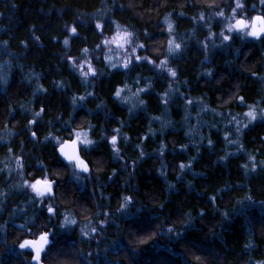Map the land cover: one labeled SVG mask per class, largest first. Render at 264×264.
I'll return each instance as SVG.
<instances>
[{"label":"trees","instance_id":"obj_1","mask_svg":"<svg viewBox=\"0 0 264 264\" xmlns=\"http://www.w3.org/2000/svg\"><path fill=\"white\" fill-rule=\"evenodd\" d=\"M212 1L0 0V78L7 79L0 83V264H35L31 250L18 244L45 230L51 243L42 264L264 261V120L239 136L230 122L249 105L264 108V39L232 35L230 42L210 45L206 28L212 22L216 32L219 23L213 14L232 4ZM241 14H264V5L246 0ZM118 26L145 46L138 48L141 55L168 59L177 77L144 61L111 67L103 39ZM169 39L181 43L178 55H168ZM85 59L95 75L82 76L73 66L72 60ZM209 70L213 75H204ZM117 88L127 102L115 96ZM139 88L146 91L136 96ZM238 96L246 98L243 104ZM74 131L94 141L82 153L90 171L79 176L53 139H70ZM225 133L238 143L227 142ZM113 134L119 157L101 139ZM45 175L56 181L54 198L41 200L25 181ZM123 197H135L126 213L117 210ZM49 205L57 210L51 217ZM66 216L76 224L61 228Z\"/></svg>","mask_w":264,"mask_h":264},{"label":"snow or ice","instance_id":"obj_2","mask_svg":"<svg viewBox=\"0 0 264 264\" xmlns=\"http://www.w3.org/2000/svg\"><path fill=\"white\" fill-rule=\"evenodd\" d=\"M261 5H264V0H259ZM232 4L233 6L231 7V16L229 17L231 20H234V22H230L227 23L226 25H224V27L227 29V33L224 30H221V32L219 33V36L222 38L221 40V44H224L225 42H230L232 37L229 35L230 33H232L233 31L241 34V36H247V37H252L255 39H264V14H258V15H253L251 16L250 19H246L244 16H241V13L245 11L246 9V0H232ZM253 7H255V5H253ZM215 15L217 17L220 18H225V12L223 10L218 11L215 13ZM200 20H204L205 16L203 14H201L199 16ZM165 24L167 25V31L169 33V35L171 36L172 32H173V25L172 23L169 21V19L167 17H165ZM119 27V26H118ZM104 25H102L101 23H96L95 25V29L96 30H103ZM70 32L73 35L77 34V29L75 27H72L70 29ZM209 39L211 38V29L209 28ZM132 35V33H129L127 31H123L120 32L118 31L116 36L111 40H105L104 43L108 44V43H115L117 44L118 47L123 48L125 44H128L129 41V37ZM145 35H147V33H145ZM69 43L68 39L64 40V45L67 46ZM97 47H99V45H97ZM136 47L139 48H144L145 46L143 44L137 45ZM136 47L132 48V55L135 59V61H146L148 64H152L155 68L157 69H162V70H166L168 75L176 78L177 77V72L174 71L172 68L167 67L169 61L168 59L165 60H161L159 64H154L153 60L149 59V57L147 56H140L136 54ZM203 48L205 51L208 50L209 45L208 44H204ZM182 49V45L181 43H176L174 39H169L168 40V48H167V52L169 56H174V55H178L179 52ZM88 49L85 48L83 49V52L85 55H87L88 53ZM205 59H207V56H205ZM69 60L71 61V57H69ZM133 63L132 59H126L125 62L121 65V67H123L124 69H128L129 66ZM75 67V65H73ZM111 67L115 68L117 67L116 64H111ZM89 74L95 75V73L93 72V68L91 66V64H89V67L87 69V72H81L82 76H87ZM204 75L207 76H212L213 73L211 70H209L208 72L204 73ZM252 75H256L255 72L252 73ZM261 79H264V74H261ZM0 83H4L7 84V79L6 78H0ZM139 83V81L137 82ZM57 86H60L59 84ZM125 87H127V85H125ZM147 88H151V85L149 84L147 86ZM39 91H45L43 88H40ZM123 91V89L117 88L115 91V96L120 99L122 102H127V97H121V92ZM146 88H139L137 93H135L136 96H139L140 92H145ZM89 95H92V93H89ZM86 98L81 96L79 97L80 101L85 100ZM236 99L239 100L240 103H244L245 102V97L243 96H238L236 97ZM261 102H264V96L261 97ZM73 105H75L77 103V98L73 97L72 100ZM140 105H144V101L140 100L139 101ZM189 105L192 103L191 101L187 102ZM97 107L99 108L100 105H97ZM135 107V105L133 106ZM249 110L247 112L244 113V115L248 118V121L246 124H243V126L241 127V121L239 120H235V117H233V120L235 121V123L238 125L235 129V132L237 134V136H239L240 134H243V128L248 127L249 125L252 124L253 121L260 119V120H264V108H260L259 111L257 112L256 110V106L253 105H249L248 106ZM44 109L42 108L39 112L35 113L36 117H39L41 115V112H43ZM132 109H129V112L131 113ZM218 115V113H217ZM153 119H159L158 117H153ZM36 121L34 120H30L28 123L29 125L34 124ZM231 122V121H230ZM121 123H123V121H121ZM214 126V125H213ZM91 127V126H90ZM31 130V129H30ZM114 133L119 134L121 132L120 128H115L113 129ZM31 135L33 136V138H36L37 133L36 131H31ZM70 136L72 138L70 139H65L63 140V142H60V137H53V139H55L58 143V147L56 148V151L59 153V155L61 157H63V159L65 161L68 162L69 165L73 166L74 170H78V171H74V175L79 176L80 172L83 173H88L90 171L89 165L88 163H86V161L82 158V153L91 145H93L94 141L88 138V134L87 132H81V131H74L72 133H70ZM225 140L229 143H238V139L233 141L229 139V135L228 133H225ZM47 139V137L45 138ZM101 139H107V142L112 146V151L115 157H119L120 155V149L117 147L118 144V136L116 134L110 135L108 137H104L101 136ZM125 140H128V137L125 135L124 137ZM264 139V138H262ZM208 144L212 145L213 141L211 139L208 140ZM83 146V147H81ZM136 147H140V145H136ZM161 147H163V145H161ZM184 148H186L187 146H183ZM11 150V149H10ZM238 150H242L238 149ZM141 156L145 155V153L143 151H141L140 153ZM161 156H163V152L160 153ZM221 159H227V157H222ZM251 159V157H250ZM261 166L264 167V161H261ZM17 166L19 168H22V164L20 163V159L17 158ZM180 169L183 170L186 166L184 164H180L179 165ZM245 171L247 172V166L245 165ZM256 169V165L253 164L251 171L255 172ZM162 176L164 175L163 170H161L160 173ZM111 178V177H110ZM179 178V177H178ZM25 184L28 185V187L31 189V191L33 193H35L36 197L41 198V200H44L45 198H54V187L56 184L55 180L50 179L47 175H45L42 179H34L33 182L29 183L28 181H25ZM191 186V185H189ZM169 189H173L174 186L173 185H169L168 186ZM246 199H251V197H247ZM214 202V200H213ZM239 203V202H238ZM264 203V202H262ZM130 206H135V197H123L119 206V209H117L118 211L120 210H124V212L126 213ZM163 206V205H161ZM56 209L54 206L49 205L47 206V212L49 213L50 217L52 215L56 214ZM139 211V209H138ZM76 224V220L66 216L64 218V220L61 222L60 227L61 228H67L70 225H74ZM20 227H24V225H21ZM175 230V228H169L168 232L171 233ZM93 231H95V229H93ZM81 233L82 235H88V233H86L83 229H81ZM50 243H51V235L50 233L45 230L42 231L38 234V236H36V238L34 239H23L19 244H18V248L21 250H27L30 249L31 250V259L32 261L35 262V264H42V258H43V254L46 252V250L48 249V247H50ZM246 247H251V244L249 243L248 245H246Z\"/></svg>","mask_w":264,"mask_h":264},{"label":"rangeland","instance_id":"obj_3","mask_svg":"<svg viewBox=\"0 0 264 264\" xmlns=\"http://www.w3.org/2000/svg\"><path fill=\"white\" fill-rule=\"evenodd\" d=\"M216 1L217 0H213L211 4L209 5H212V6H216ZM233 6V4H231L228 8L226 6L224 7H221L220 11L223 10L225 12V18H220V17H217L215 15V13L213 14L214 17L217 19V21H219V23L217 24L216 28H217V31L214 32V30H211V38L209 39V36H210V33H209V28H211L210 25H212V22L209 23L208 25V28H206V35H207V39L210 42V45H214V46H217V45H220L221 44V40L222 38L219 36V33L221 32V30H224L226 33H227V29L224 27V25H226L227 23H230V22H234V20H231L229 17L231 16V7ZM218 12V11H217ZM242 16V14H241ZM120 31V32H123V31H126L124 28H121V27H117L115 32L113 33V35L109 36V37H105L103 39V50H104V54H105V58L108 60L109 63L111 64H116L117 66H120L125 62L126 59H132L133 61H135L133 55H132V48L136 47L137 44L135 42L132 41L131 39V36L129 37V43L128 44H125L123 48H120L117 46V44L115 43H108V44H105L104 41L105 40H108V41H111L117 34V32ZM128 32V31H127ZM230 36L232 35H237L239 36L240 38H245L247 36H241V34L233 31L232 33L229 34ZM170 36V35H169ZM138 48L139 47H136V54L137 55H140V56H145V55H141L139 52H138ZM161 60H165V58H159L157 61H153L154 64H159ZM136 62H140V61H136ZM145 63H147L146 61H144ZM72 63L73 65H75V67L79 70V72L81 73L82 71L83 72H87V69L89 67V62L88 60H83V61H75V60H72ZM147 65L149 66H152L153 69H157L155 68L152 64H148ZM167 67H169L167 65ZM157 70H161V69H157ZM166 73L167 71L164 70ZM168 74V73H167ZM130 97H128L127 99L129 100ZM247 117L244 115V116H241L239 119H235V120H239L241 121V127L243 126V124L245 123V121H247ZM232 122V131L235 132V129L236 127L238 126L234 120L231 121ZM230 123V122H228ZM236 134V132H235ZM237 135V134H236ZM31 183V182H29ZM26 188L28 190L31 191V189L28 187L27 184H25ZM32 192V191H31ZM33 193V192H32ZM35 195V193H33ZM39 198V197H37ZM41 199V198H39Z\"/></svg>","mask_w":264,"mask_h":264},{"label":"clouds","instance_id":"obj_4","mask_svg":"<svg viewBox=\"0 0 264 264\" xmlns=\"http://www.w3.org/2000/svg\"><path fill=\"white\" fill-rule=\"evenodd\" d=\"M260 3V2H259ZM256 7V6H255ZM253 7V8H255ZM246 19H250L251 17L245 16ZM257 264H264V261H258Z\"/></svg>","mask_w":264,"mask_h":264},{"label":"water","instance_id":"obj_5","mask_svg":"<svg viewBox=\"0 0 264 264\" xmlns=\"http://www.w3.org/2000/svg\"><path fill=\"white\" fill-rule=\"evenodd\" d=\"M256 15H258V14H256ZM62 142H63V141H62ZM57 147H58V145H57ZM57 147H56V148H57ZM57 153H58V152H57ZM58 154H59V153H58ZM59 156H60V155H59ZM60 157H61V156H60ZM61 158L63 159V157H61ZM63 160H64V159H63ZM64 161H65V160H64ZM65 162H67V161H65Z\"/></svg>","mask_w":264,"mask_h":264}]
</instances>
